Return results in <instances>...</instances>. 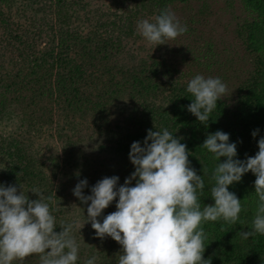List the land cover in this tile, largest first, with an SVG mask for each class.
Masks as SVG:
<instances>
[{
    "label": "trees",
    "instance_id": "trees-1",
    "mask_svg": "<svg viewBox=\"0 0 264 264\" xmlns=\"http://www.w3.org/2000/svg\"><path fill=\"white\" fill-rule=\"evenodd\" d=\"M165 8L187 32L203 23V43L180 62L150 54L147 64L135 46L141 36L137 22H155ZM210 20L231 31L245 55H238L243 74L233 104L228 97L218 100L205 127L187 111L193 97L186 88L198 74L210 77L222 62L207 32ZM164 128L183 137L197 175L207 170L198 193L201 208L214 204L210 177L219 161L200 147L207 134L228 133L241 160L254 156L264 137V0H0V185L18 191L20 185L31 200L39 198L30 191L34 187L51 195L54 231H61L62 221L84 223L88 205L72 191L79 180L88 181L84 195L104 177L118 176L117 187L123 185L135 171L131 144L143 146L149 129ZM43 139L50 143L41 144ZM255 179L248 172L229 186L242 205L236 224H202L203 258L211 264H264V236L244 240L238 234L254 218ZM117 201L103 210L101 223L116 211ZM74 235L80 245L76 264L93 255L95 264H117L121 246L111 237H95L90 223ZM12 264H40L39 254Z\"/></svg>",
    "mask_w": 264,
    "mask_h": 264
},
{
    "label": "clouds",
    "instance_id": "clouds-1",
    "mask_svg": "<svg viewBox=\"0 0 264 264\" xmlns=\"http://www.w3.org/2000/svg\"><path fill=\"white\" fill-rule=\"evenodd\" d=\"M187 31L168 8L155 22H137L138 34L155 46L168 44ZM186 91L193 97L187 111L207 127L217 101L225 97L226 84L219 77L198 74L188 82ZM258 132L251 133L253 138ZM181 139L167 128L149 129L143 146L139 141L131 144L129 160L135 171L119 187L118 176L104 177L91 187L90 195H84L88 181L79 180L72 191L88 205L87 216L82 225L76 220L62 221L59 232L54 231L57 225L50 210L51 195L34 187L30 191L39 198L31 200L20 185L19 191L14 185H0V264L23 261L32 254H39L40 264H76L80 245L74 233L86 223L95 230V237H111L121 246L117 264H211L210 258H203L207 234L202 224L220 220L228 225L237 223L241 200L229 186L248 172L256 177V207L249 230L238 234L244 240L264 236V137L258 140L256 154L241 160L236 158L237 143L229 142L228 133L218 130L207 134L200 147L219 163L210 177L214 204L203 208L198 193H203V176L208 173L203 168V176L197 175ZM221 157L226 159L221 162ZM117 198L116 211L104 216L101 223L98 217ZM97 259L93 255L85 264H95Z\"/></svg>",
    "mask_w": 264,
    "mask_h": 264
},
{
    "label": "rangeland",
    "instance_id": "rangeland-1",
    "mask_svg": "<svg viewBox=\"0 0 264 264\" xmlns=\"http://www.w3.org/2000/svg\"><path fill=\"white\" fill-rule=\"evenodd\" d=\"M194 11L189 12L186 17H190L189 15H193ZM185 22V17H180ZM209 27L207 32L210 31L213 33L214 41L216 43L217 51L222 59V62L219 64V68H213L210 77H219L223 83L227 86V91L225 97L230 104H233V100L236 93V87L238 83L241 81L243 72L240 71L238 68L242 65L241 60L238 58V55H245L239 49V46H235L232 40H235L234 34L230 31L224 29V27L219 23H214L213 20L209 21ZM196 26V30L193 32H186L180 36H178L174 40H168V44L157 45L149 44L142 36L139 38L136 37L135 46L138 47L140 50L138 53L140 56H144L147 58V64L150 63L151 57L149 55L154 54L155 57H162L165 58L167 61L174 60L176 62H180L181 57H190L191 52L195 48L197 44L201 45L203 42L201 41V32L199 31L200 28H203V23L201 24H193ZM232 42V44H231ZM171 49H174L175 56L171 55ZM150 55V56H151ZM249 61V58H247ZM233 60L232 65H227L229 61ZM217 73V74H214ZM84 126L82 125V129ZM80 129V130H82ZM39 142V140H38ZM41 144L45 145L46 143H50L48 139H43L40 142ZM37 144V142H35ZM65 179V178H64ZM67 180V179H65ZM95 248V246H94ZM93 248V249H94ZM89 250V249H88ZM90 251V250H89ZM91 252V251H90ZM88 253H84L82 259L86 260Z\"/></svg>",
    "mask_w": 264,
    "mask_h": 264
}]
</instances>
